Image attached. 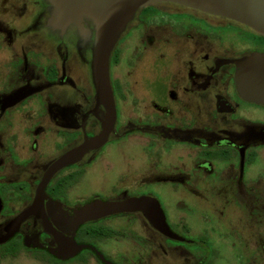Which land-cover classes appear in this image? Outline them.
I'll return each mask as SVG.
<instances>
[{
  "label": "flooded vegetation",
  "instance_id": "af4514ba",
  "mask_svg": "<svg viewBox=\"0 0 264 264\" xmlns=\"http://www.w3.org/2000/svg\"><path fill=\"white\" fill-rule=\"evenodd\" d=\"M61 15L51 0H0V236L50 166L104 127L94 24ZM255 52L264 35L237 21L171 2L139 9L110 56L107 140L52 174L11 250L43 264H264V104L240 91L253 88L236 63ZM132 198L144 202L81 214ZM59 235L88 246L62 259Z\"/></svg>",
  "mask_w": 264,
  "mask_h": 264
},
{
  "label": "water",
  "instance_id": "95a60500",
  "mask_svg": "<svg viewBox=\"0 0 264 264\" xmlns=\"http://www.w3.org/2000/svg\"><path fill=\"white\" fill-rule=\"evenodd\" d=\"M62 11L61 23H79L81 19H90L95 28V41L92 59V81L96 100L105 106L106 117L103 130L94 137L87 139L80 146L59 158L45 173L37 189L33 204L19 213L10 223L11 230L0 236V244L4 243L16 230L17 225L33 213L43 200L45 186L52 174L61 166L72 162L85 151L101 146L108 137L115 120V104L109 76L110 56L121 33L133 19L135 13L144 7L157 2H173L181 6L196 9L205 13L228 18L254 29L264 35V0H51ZM238 66V84L251 90H240L246 97L264 104V53H251L236 61ZM144 201L132 198L125 202L97 201L87 204L81 214L87 219L122 209H132ZM0 200V209H1ZM101 210L98 211L95 208ZM164 232L170 233L165 222H153ZM54 232V231H53ZM70 242V241H69ZM65 240L61 258L73 256L88 245H79L74 240ZM72 249L73 252L66 251ZM68 252V253H67ZM103 261L111 264L100 255Z\"/></svg>",
  "mask_w": 264,
  "mask_h": 264
},
{
  "label": "rangeland",
  "instance_id": "374dc122",
  "mask_svg": "<svg viewBox=\"0 0 264 264\" xmlns=\"http://www.w3.org/2000/svg\"><path fill=\"white\" fill-rule=\"evenodd\" d=\"M157 3H160V2H157ZM171 3H173V2H171ZM154 4H156V3H154ZM111 153H113V154L115 153L114 147H111V149L107 150V154H111ZM97 201H111V200L96 199V200H93L91 203H94V202H97ZM125 201H127V200H125ZM125 201H123V202H125ZM112 202H117V201H112ZM91 203H89V204H91ZM95 209L98 210V211L101 210L98 207H96ZM58 239H59L58 241L60 242L61 248L62 249H65L63 244H64L65 240L68 241V239L65 238V237H63V236H60V235L58 236ZM5 242L0 244V264H43L44 263L42 261L34 260V258H32V256H30L28 254H25V253H15V252H13L11 250L12 247L10 246V243H7V242L5 243ZM66 251L70 252V249H67ZM71 252H73V251H71ZM39 253L41 254V252H39ZM46 258L49 260V263L50 262L53 263V261L50 260L49 257L46 256Z\"/></svg>",
  "mask_w": 264,
  "mask_h": 264
}]
</instances>
